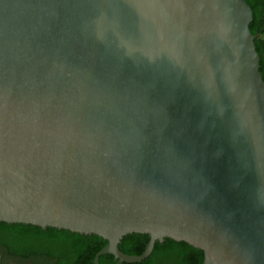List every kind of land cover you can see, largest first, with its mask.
Masks as SVG:
<instances>
[{"label":"water","instance_id":"1","mask_svg":"<svg viewBox=\"0 0 264 264\" xmlns=\"http://www.w3.org/2000/svg\"><path fill=\"white\" fill-rule=\"evenodd\" d=\"M245 0H0V221L264 264V81ZM147 233L139 255L122 236Z\"/></svg>","mask_w":264,"mask_h":264},{"label":"trees","instance_id":"2","mask_svg":"<svg viewBox=\"0 0 264 264\" xmlns=\"http://www.w3.org/2000/svg\"><path fill=\"white\" fill-rule=\"evenodd\" d=\"M252 10L248 24L258 54V70L264 81V39L260 28L264 22V0H245ZM149 240L147 233L122 236L118 248L125 254L139 255ZM38 244H41L40 247ZM107 244L97 234H84L56 227L0 221V264L11 261L31 264H93L95 254ZM203 250L189 243L165 237L156 241L148 258L122 264H202ZM112 254L99 257V264H115Z\"/></svg>","mask_w":264,"mask_h":264},{"label":"rangeland","instance_id":"3","mask_svg":"<svg viewBox=\"0 0 264 264\" xmlns=\"http://www.w3.org/2000/svg\"><path fill=\"white\" fill-rule=\"evenodd\" d=\"M260 37L262 38V39H264V22H263V24H262V26H261V28H260ZM40 247L42 246L41 244H38ZM8 264H31L30 262H26V263H22V262H14V261H11V262H9Z\"/></svg>","mask_w":264,"mask_h":264}]
</instances>
